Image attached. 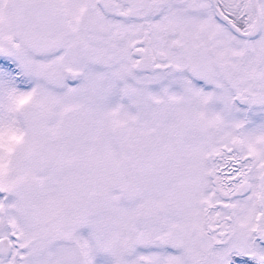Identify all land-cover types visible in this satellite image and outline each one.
<instances>
[{
    "label": "snow or ice",
    "instance_id": "snow-or-ice-1",
    "mask_svg": "<svg viewBox=\"0 0 264 264\" xmlns=\"http://www.w3.org/2000/svg\"><path fill=\"white\" fill-rule=\"evenodd\" d=\"M0 264H264V0H0Z\"/></svg>",
    "mask_w": 264,
    "mask_h": 264
}]
</instances>
